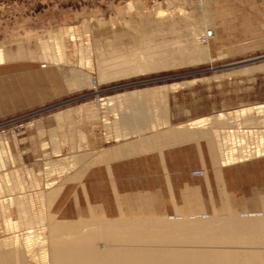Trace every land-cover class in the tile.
Wrapping results in <instances>:
<instances>
[{
    "label": "rangeland",
    "instance_id": "1",
    "mask_svg": "<svg viewBox=\"0 0 264 264\" xmlns=\"http://www.w3.org/2000/svg\"><path fill=\"white\" fill-rule=\"evenodd\" d=\"M199 1L0 0V45L10 43L12 38L21 42L6 49V62L0 66V196L8 193L1 181L7 176L17 174L32 197L37 189L31 188L30 176L35 177L40 189L55 182L53 187L58 197L65 183L79 179L87 171L76 168L70 175L53 172L44 177V163L62 158H56L53 151H60L63 157L95 153V158L100 150L119 152L120 147L112 146L123 139L127 143L121 147L130 149L128 145L134 144L137 153L143 154L139 150L140 141L156 132L169 131L190 119L213 117L219 112L231 113L236 118L243 109L263 106L264 0H206L207 23L199 29L208 36V50L215 59L212 62L205 59L189 67L138 74L95 88L69 91L64 83L69 78L67 69L62 66L59 70L55 63L44 61V47L40 44L64 52L68 68H78V48H88L87 62L91 69H82L95 82L98 51L92 32L97 22L102 21L107 27L111 20L124 22L133 14L134 4L145 12L156 4L166 9L168 2L196 4ZM60 28L71 32L59 34ZM245 69L252 72H242ZM182 74L187 75L170 79ZM155 79L162 80L150 82ZM173 84H177L174 90L154 93L165 95L164 104L154 101L159 108L153 109L154 102L148 104L149 108L144 102L116 99L122 94ZM176 92L180 95L177 102ZM162 114L168 117V124L157 130L144 128L142 134L134 133L139 129L137 125L164 119ZM236 130L235 126L226 129ZM251 135L255 138L253 142L249 140V146H254L258 135L256 132ZM254 160L264 169V157ZM261 187L258 191L263 194L264 183ZM38 200L34 199L37 214L41 208ZM58 205L53 204L47 211L55 218L64 219L59 215Z\"/></svg>",
    "mask_w": 264,
    "mask_h": 264
},
{
    "label": "bare ground",
    "instance_id": "2",
    "mask_svg": "<svg viewBox=\"0 0 264 264\" xmlns=\"http://www.w3.org/2000/svg\"><path fill=\"white\" fill-rule=\"evenodd\" d=\"M205 3L206 0H200L196 4L168 2L166 9L156 4L152 10L145 12L140 11L134 4L133 14L124 22L111 20L110 27L102 21L97 22L92 32L96 45L100 44V48L95 46L96 52L98 51L95 82L82 69H91L87 62L88 48H78L80 67L68 68L64 52L53 46L49 48L46 44H40L44 47V61L55 63L54 66L59 70L62 66L67 69L69 78L67 77L64 83L69 91L83 87L95 88L96 85L138 74L189 67L205 59L212 62L215 59L208 50V36L199 29L207 23ZM70 32L71 29L66 28L58 30L59 34ZM14 41L16 40L12 38L10 43L0 45V66L6 62V49L21 44ZM242 72L250 73L252 69ZM176 87L177 84H173L143 89L116 96V99L129 98L130 102L140 101L146 106L154 101L164 104L165 95L154 93L162 89L174 90ZM158 103L157 106L153 103V109L159 106ZM147 114L145 113L146 116ZM240 114L235 118L231 113L219 112L213 117L190 119L185 125L180 124L175 129L156 132L148 139L141 140L139 150L148 153L189 141L205 140L219 157V166L264 157V105L243 109ZM162 116L165 118L161 120H146V127V124H139V127L137 125L136 128L139 129L134 133L142 134L144 128L157 130L168 124V117L163 114ZM229 126H235L237 130L226 131ZM253 132L258 135L257 142L256 145L249 146V140L253 142L255 138L251 135ZM133 145H128L130 149L120 147L119 152L112 153V157H118L121 153L128 157L137 155L139 152L137 153ZM98 152L100 155L104 151ZM53 153L56 158H62L44 163V177L51 176L53 172L70 175L76 168L88 170L98 163L96 157L99 155L94 158L95 153L73 154L67 157L61 156L60 151ZM30 178L31 188L38 190L33 197L28 195L29 191L25 189L17 174L16 177L7 176L1 180L8 193L0 196V264H264V193L256 194L258 210H244L245 218L241 215V219L238 217L239 219L234 220L230 211L227 221L213 217L212 222L208 224L215 228L211 233L209 230L205 231L207 226H203L207 220L198 221L203 219L201 217L180 216L177 220H170L172 226L180 222L177 226L183 227L177 231V240L174 239L177 241L176 248L173 245L166 248L167 245L176 244L172 233L170 236H164V232H154L158 227L154 222L152 225V222L144 220L149 223L150 228L156 227L151 228L152 233L142 225L143 220L138 219L111 221L96 217L76 220L55 218L47 211L57 198V189L53 187L55 182L46 183L40 189L35 177ZM4 197H7L6 200H1ZM37 198L41 204L38 214L34 202ZM159 227L161 228V225Z\"/></svg>",
    "mask_w": 264,
    "mask_h": 264
},
{
    "label": "crops",
    "instance_id": "3",
    "mask_svg": "<svg viewBox=\"0 0 264 264\" xmlns=\"http://www.w3.org/2000/svg\"><path fill=\"white\" fill-rule=\"evenodd\" d=\"M179 96L176 92V102ZM122 140L112 147L127 143ZM125 156L121 153L112 157L111 152H103L95 166L79 179L65 183L54 202L59 204V215L66 220L90 216L111 221L143 220L148 231L158 226L154 232H164V236L172 233L177 240V231L183 227L177 226L180 222L172 226L171 221L177 217H201L198 221L207 220L202 224L211 233L215 228L208 224L213 217L227 221L230 211L237 220L246 217L244 210L258 208L256 194L264 183L259 162L219 166V157L205 140ZM196 170L204 171L205 177L192 176ZM144 220L152 225L154 222L156 227L151 229ZM176 240L166 248H176Z\"/></svg>",
    "mask_w": 264,
    "mask_h": 264
},
{
    "label": "water",
    "instance_id": "4",
    "mask_svg": "<svg viewBox=\"0 0 264 264\" xmlns=\"http://www.w3.org/2000/svg\"><path fill=\"white\" fill-rule=\"evenodd\" d=\"M187 74H182V75H176V76H172L170 77V79H175V78H179V77H182V76H185ZM162 79H166V78H162ZM162 79H155V80H151L150 82H156V81H160ZM136 84V83H135ZM135 84H130L131 86L135 85Z\"/></svg>",
    "mask_w": 264,
    "mask_h": 264
},
{
    "label": "built area",
    "instance_id": "5",
    "mask_svg": "<svg viewBox=\"0 0 264 264\" xmlns=\"http://www.w3.org/2000/svg\"><path fill=\"white\" fill-rule=\"evenodd\" d=\"M191 175H192V176H198V177H201V175H202V172H201V171H199V170L192 171V172H191Z\"/></svg>",
    "mask_w": 264,
    "mask_h": 264
}]
</instances>
